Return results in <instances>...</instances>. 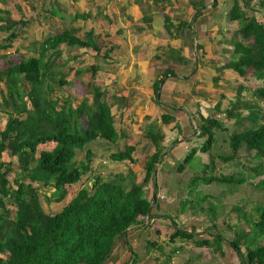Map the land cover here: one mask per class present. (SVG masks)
<instances>
[{
	"label": "rangeland",
	"instance_id": "obj_1",
	"mask_svg": "<svg viewBox=\"0 0 264 264\" xmlns=\"http://www.w3.org/2000/svg\"><path fill=\"white\" fill-rule=\"evenodd\" d=\"M110 1L111 0H0V43L3 46L10 44L6 48L0 50V73L8 67L19 64L22 60H29L33 57L37 58L39 56L40 46L49 37L68 30L84 39L85 35L92 31L93 39L101 49L100 54L92 49L82 48L80 50H72L65 44L60 46L59 50L62 51V55L59 58H54L56 63L51 70L52 74L49 75L52 77L48 80V83L52 86L51 99L57 101V109L59 111L62 108L70 106L72 108H77L85 100L89 101V104H92V86H99L98 88H100L103 95L102 101L107 102L111 107L116 131L119 134L122 133L124 136L116 144L103 139H97L95 142L89 144L83 151L77 152L76 162H83L85 160L86 151L89 149L92 150L94 157L92 158L91 169L82 176L79 183L67 187L68 195L63 202L56 203L49 201L47 198L51 197L54 190L52 188L43 187V184H34L38 189L41 206L47 214H56L73 200L82 189L86 188L90 190L91 193H94V185L98 179H100V183L113 181L116 175L128 174L130 168H132L136 174L135 182L141 183L145 175V164L156 152V146L153 141L146 137L147 132L152 131L155 134L158 133L163 136H161L162 139L159 142V145L163 147V154L161 157L162 162L160 161L161 164L159 163L156 167L157 174L153 177L152 183H148L144 187L146 196L152 199L155 192L154 179L158 176L160 177L161 186L163 187L162 194H164L163 192L166 189L168 190L170 186H172V189L174 186L179 187L176 191H169V195L164 194L165 199L163 201L161 199V201L163 204L167 205V207H164L163 211L158 198L159 211L157 215L167 214L171 218L170 220L158 218L151 222V220L142 218V221L138 225H142L143 221H149L150 223L145 229V232L141 230L142 227H136L134 229L135 231L141 230V232H144L142 239L138 236V232L134 233L136 240L133 242V253L137 255V261L138 259L140 262L146 260L150 251L154 250V257H156L157 261L162 260L165 264H172L173 260L177 263L184 262L190 264V262H192V257H198L197 259L200 260L210 259L212 264H222L223 262L226 264H239L240 259L230 244H225L222 248H218L215 244L212 248L207 249L196 247L194 241L183 240L181 238L171 241L170 238L174 234L175 229L178 228L188 233H194L195 240L197 241H202V239L206 238H210L211 241L217 234L224 233L227 238L226 240L230 243L235 233L240 228L246 229L244 225H236V216L233 215L230 209H225L224 213L221 214L222 212L219 210H222L223 206H219L217 203L215 204V202H218V199L211 198V196H215L211 193V188L205 190L204 188L208 186H193L191 184L192 177L194 176L218 177L222 174H228V176H231V174H235L234 176L238 175L236 171H238L239 168L233 169V167H228L227 165L222 167L220 166L223 165L222 161L216 160L213 167H207V164L210 162L211 157L216 159L220 154L229 152L230 134L238 132L236 129H233L229 121L223 116L225 111L219 110L218 112L215 107H213V104H215L214 102H224V100H227L222 99V95H225L223 97L228 99L232 98L230 102L233 103L238 99H240V105H243L245 102L237 96V89H235V91H228L225 89L229 87V83L222 80V76H219V72L215 73L214 71L213 73L216 74L215 79H220L222 84H220V82L218 83V81L213 82L212 70L208 68L206 62L204 63L203 60L199 59L200 67L209 75H203L201 77L202 85L199 87L197 85L192 87L193 93L189 92V94L197 95L200 98L202 101L200 106L203 107V114L206 118L211 117L221 120V122L226 124L229 130L228 133H221L214 130L212 150L206 153V155H199L202 153L201 149L207 140L206 137L202 138V140L199 139L201 127L200 118L195 114V117L192 118L189 125L190 129L192 128L195 130L198 135H196V133L186 136L182 134L175 136V134H172V130H169V126L173 122L172 119H168L169 121L165 123L163 120L165 115H163L161 110L162 105H156L158 97L153 93L155 87L153 84L154 78L150 75L152 73L151 70L145 71L140 69V67L133 70V68L130 67L129 71L124 73L117 71V73H114L113 77L107 75L108 73H113L109 71L113 69V67L109 66V60L112 59V56L109 55V57H104V53L113 49L116 63L123 65V63L128 62V59L132 58V53L136 55L135 47L131 46L135 40L134 36L136 37L143 29L140 26L141 24H139L140 19L136 22L132 20L130 13L127 14L123 12L126 10V6L128 9L130 8L129 3L134 4L133 0H127L125 4H119L113 1L112 4L117 6H113L109 3ZM159 1L163 3L166 2L167 4L170 3L168 0ZM236 1L240 3V7L244 14L253 16L259 22L264 23V0ZM72 2H74L75 5ZM234 2L235 0H216L213 6L212 3H209L210 5L207 13L209 16L208 19H210V22H213L215 18L218 17L221 20L222 32H224L223 29H226L225 26H223V22H231L230 10ZM118 6L119 9L117 10ZM150 8L151 7L146 6V4H144V8H142V13L145 15L143 21L144 25L148 24V19H151L150 13H152L151 11L153 8ZM78 15L81 16V18L77 19L76 16ZM84 15L86 16L85 18L82 17ZM155 19H157V23H160L161 26L166 24L159 10H154V20ZM7 20L10 23L16 22L18 24L14 26L11 31H8L10 28H7ZM233 24L234 25H231L232 28L237 29L238 26L241 25V21ZM208 25H210L208 29L209 36L213 31H210L212 29L211 24L208 23ZM194 26L195 25H193L192 31L195 30ZM11 34H15L16 37L9 41L7 38H9ZM222 36H224V34ZM230 36H232V33ZM234 37L236 39H234ZM234 37L232 36L233 41L241 40L237 34ZM208 42L213 43V40L210 39ZM221 42L222 39L220 43ZM246 44L247 46L253 45V40ZM216 45L218 46L212 44V46H214V52L218 53L221 46H219V44ZM128 50L129 54L127 55ZM202 52L204 51L198 50V57ZM52 53L53 50H50L47 56H51ZM225 60L227 64L228 61L233 62L235 60L234 55L229 54ZM194 63L197 62L195 61ZM217 65H219V63H217ZM93 66L97 69L95 75H93V70L91 69ZM106 68L108 71L105 70ZM114 68L118 70L120 67L116 66ZM246 75V80H249L250 76H252V70H248ZM61 80L66 82V85L61 86ZM251 81H253V83L250 88H248V83L245 85L248 90H251L245 91L246 96L242 98L245 100L254 99V102H256L255 104L261 108V112H264V101L259 97L255 98L252 93L255 88H263L264 84L262 81L254 80V78H252ZM235 82L237 83V81ZM233 84L235 85L234 82ZM6 88V82H0V103H2L1 93H7ZM226 94H228L229 97ZM225 104H227L226 101ZM177 105L183 106L174 103V106ZM2 106L0 112V134L5 129L11 114L15 115L11 110V104L8 107L5 105ZM228 107H230V105ZM25 116L22 118H25ZM81 122L86 126L87 119L83 117L81 118ZM217 132H219V136L222 138L219 141ZM180 136L183 139L194 137L193 139L198 141L196 148L198 154L190 161L188 168L184 172H180L174 167L170 168L165 160L166 157L170 155V151L178 144ZM127 146L135 147V152L133 154L135 158L134 164L128 162L119 164L110 159L112 154L118 151H124ZM54 147L55 145L53 143L39 145V152L42 150H52ZM191 148L192 147L188 148V153H190ZM184 160L185 158L183 160H177V166L179 167ZM0 163L5 164L3 170L8 168L11 169L8 178L11 186L15 189L16 180L20 179L22 176L18 159L11 156L9 151H6L0 159ZM245 166L248 165H242L241 168L245 169ZM244 175L246 177L254 176V172H246ZM180 178H183L184 181L181 182ZM225 185V188L229 187L228 184ZM215 186H217L216 183ZM207 195H209V197H206ZM246 202L248 201L243 200L241 202L240 200V203H243V205H245ZM207 204H210V206L207 207ZM234 204L235 203L232 201L227 202L225 207L230 208V206L233 207ZM248 205L251 207L249 202ZM253 209L251 219L257 221V213H260V211L264 209V199L260 204H257V206L253 205ZM14 212L15 210L13 208V215ZM236 212L240 217H243L246 215L247 209L241 206L240 209L237 208ZM172 219L174 220L173 222ZM252 228L253 225L249 227L250 232L253 231ZM250 232L248 235L241 238L243 241V252L247 251L246 246L250 247V249L260 246L264 247V237L255 238L261 235L257 233V230L256 232L253 231V233ZM238 233L241 234V231H238ZM148 236L151 240H149L147 245H144L147 241L145 239H147ZM162 243H165L166 246L162 245ZM116 252L120 254L118 250ZM6 256L7 255L0 257L6 258ZM125 257L127 259H132L129 250L128 253L125 254L124 258ZM124 258H122V260H124ZM112 259L113 263L108 261L106 264L117 263V259H114V256H112ZM118 264L123 263L120 262Z\"/></svg>",
	"mask_w": 264,
	"mask_h": 264
},
{
	"label": "trees",
	"instance_id": "obj_2",
	"mask_svg": "<svg viewBox=\"0 0 264 264\" xmlns=\"http://www.w3.org/2000/svg\"><path fill=\"white\" fill-rule=\"evenodd\" d=\"M80 17L76 16L77 19ZM230 19L241 21L237 32L241 40H232L235 60L230 62L227 69L233 70L241 77H245L248 70H252L251 77L264 84V23L244 14L236 0L230 10ZM17 24L7 21V28H10L8 31ZM15 37V34H11L7 39L10 41ZM251 40L253 45L247 46L246 43ZM64 44L69 49L87 48L101 53L100 47L93 39L92 31L83 39L66 30L47 38L40 46L37 58L22 60L0 73V82L5 81L7 86V93H1L0 112L2 105L8 107L11 104V110L15 114H11L0 134V159L9 151L11 156L18 159L22 171L14 189L8 178L11 169L3 170L5 164L0 163V256L7 255L6 258L0 257V264H106L116 240L126 237L127 232L138 225L142 218L171 219L167 214L157 215L158 184L154 188L155 196L152 199L147 198L144 188L148 183H152L163 154L159 145L163 136L152 131L147 132L146 137L153 141L156 152L145 164V175L141 183L135 182L136 174L130 168L128 174L116 175L113 181L100 183L98 179L94 185V193L86 188L82 189L60 212H44L38 189L34 184H43V187L54 190L51 197L47 198L49 201L63 202L68 195L67 187L79 183L82 176L91 169L94 157L92 150L86 151L83 162H76L77 152L83 151L97 139L116 144L124 137L116 131L111 107L102 101L103 95L99 86H92V104L85 100L77 108L70 106L60 111L57 109V101L51 99L52 86L48 80L52 77L49 75L52 74L51 70L56 63L54 58L61 57L62 51L59 48ZM9 45L3 46L0 43V50ZM50 50H53V53L47 56ZM109 55L108 51L104 53V57ZM91 69L95 75L97 69L94 66ZM160 83L162 81L159 85ZM60 85H66V82L61 80ZM159 85L155 86L156 94ZM243 91L249 90L239 87V98ZM253 95L264 101V87L255 88ZM242 100L245 102L243 105H240V99L231 102L230 109L225 114L226 119H231L238 116L235 113L239 110L243 109L249 113L246 119H236L238 132L230 134L232 155L227 160L232 161L238 154L243 155L246 151L254 152L258 160H264V122H260L264 112L253 104L254 99L249 102L243 98ZM216 106L220 110V106ZM23 116L25 118H22ZM83 117L87 119L86 126L81 122ZM168 119L164 116L163 120L167 123ZM201 122L199 137L207 138L201 152L208 153L213 148V131L217 129L221 133H228L229 130L226 124L217 118L201 116ZM49 143H53L55 147L39 152V145ZM197 151L190 150L184 162L177 168L178 171H185ZM134 152V146H127L124 151L112 154L110 159L116 163L134 164ZM254 175V178L261 177L264 171L257 168ZM245 181V178L234 176H194L191 184L243 185ZM259 185L264 187V181H260ZM257 214L255 228L261 235L255 238H260L264 236V209ZM194 235L176 228L170 239L194 241L198 248L211 246L208 240H195ZM246 235L248 234H237L236 240L230 243L240 259V264H264V247L250 249L246 246L247 251L243 252L241 238ZM220 239L216 237L214 241ZM132 258L133 264H137L135 253H132Z\"/></svg>",
	"mask_w": 264,
	"mask_h": 264
},
{
	"label": "crops",
	"instance_id": "obj_3",
	"mask_svg": "<svg viewBox=\"0 0 264 264\" xmlns=\"http://www.w3.org/2000/svg\"><path fill=\"white\" fill-rule=\"evenodd\" d=\"M95 1H100V0H95ZM113 1H116L119 4L120 3L125 4L127 0L124 1L123 3L118 2L117 0H111L109 3L112 4ZM168 1L170 2L169 4H167L166 2L165 3L160 2L159 0H135V1L133 0L134 4L129 3L130 6L129 9L126 6V10L123 12L127 14L130 13L132 20L136 22H138L140 19L139 24H141L140 26L143 28L141 30V33H138L136 37L134 36L135 40L133 45H131L135 47L136 55L130 52L132 53L131 56L132 58L128 59L129 60L128 62H125L123 63V65H121L120 63H116V60L114 58L115 53L113 49H111V51H109V54L110 56H112V59L109 60L110 61L109 66L113 67V69L109 71L113 73L112 74L108 73L107 75H111L113 77L114 73H117V71H120V73H124L129 71L130 67L133 68V70H135V68L138 69V67H140V69L145 71L151 70L152 73L150 75L154 78L153 81L154 87L156 85H159V82L162 81V83H160L158 87L159 89L157 91V94L155 93L154 89H153V93H155L156 97H158L157 103L155 102L156 105H162L161 110L163 115L167 116L169 119H172L173 121L169 126V130L171 129L172 130L171 133L175 134V136H178V134H182L186 136V135H191L192 133L193 134L196 133V131L193 130L192 128L190 129L189 126L192 118L195 117V114H197L196 116L200 118V122H201V116L205 117V115L203 114L204 112L203 107L200 106V104H202L200 98L197 95L189 94V92H192V87H194L195 85H197L198 87L202 85L201 77L203 75L204 76L209 75L204 72L202 67H200L199 59L203 60L204 63L206 62L208 68L212 70V77L214 79L216 75L215 73L219 72V76H222V80H224L226 83H229V87L225 88L228 91L230 90L235 91V89H237L238 92L239 87H243L245 89L246 83L250 85V86L248 85V88H250L252 86L251 84L253 83V81H251L252 79L251 76L247 81L246 80L247 75L245 77H241L233 70L227 69L228 68L227 66L230 64V62L228 61L227 64L225 58L229 56V54L234 55L232 36L233 37L236 36L240 28V25L238 26L237 29L235 28L236 29L235 30L232 28L231 25H234L233 23L238 21L231 20L230 23L223 22V26H225L226 29H223L224 32H222L221 30L222 25L220 24L221 20L218 17H216L213 22H210V19H208L209 16L207 14L208 7L210 5L209 3H212L213 6V4L216 3V0H168ZM72 3L75 5L74 2ZM144 4H146V6L148 7H151L150 9L153 8L151 11L152 13L149 12L151 14L150 15L151 19H148V24L145 25L143 23L145 15L144 13H142V8H144ZM105 5L107 6L106 3ZM113 6H117V5H113ZM118 9L119 6L117 7V10ZM154 10L160 11V15L162 16L163 20L166 21V24L164 26H161L160 23L158 24L157 19L154 20ZM85 17L86 16L84 15L83 18ZM208 23H210L212 27L210 31H213V33L209 34V36H208V29L210 25H208ZM193 25H195L194 31H192ZM231 33L232 36H230ZM223 34L224 36H222ZM210 39L213 40V43L208 42ZM221 39L222 42L220 43ZM212 44H214L215 46H218L216 44H219V46H221L218 53L214 52L215 50ZM80 49L82 48L72 49V50H80ZM199 49L204 52H202V54L198 57ZM128 54H129V50L127 55ZM195 61L197 63H194ZM217 63H219L220 66L217 65ZM116 66L120 68L117 70V68H114ZM105 70L108 71L107 68ZM214 71L215 73H213ZM215 80H218V83L220 82V84H222L220 79L217 78ZM232 80L235 83V85L233 84ZM235 81H237V83ZM226 95L229 97L228 94ZM223 96L225 95H222L221 98L227 100H224V102L223 101L214 102L215 104H213V107H215V109L219 112V109L216 106L218 104L220 106V111H225L223 113V116L225 117L226 111L230 109V107L228 106L231 104L230 101L232 100V98L228 99ZM244 96H246L245 91H243L241 95V99ZM225 101L227 104H225ZM247 101H252V99H248ZM174 103L183 106H178V105L174 106ZM253 104H255V102H253ZM235 114L238 115L235 118L226 119L225 117V119L229 121V124L232 125L233 129H236L237 117L238 119L240 118L246 119L249 115L248 111L246 110H239ZM260 122L261 123L264 122V116L261 117ZM219 132H217L218 141L222 139L219 136ZM196 135L198 134L196 133ZM193 138L194 137L183 139L181 136L179 137L178 144L175 145V147L170 151V155H168L165 159L168 163V166H170V168L173 167L175 169L178 168L177 160H183L186 157L189 147H192L191 149L197 148L198 141H195V139ZM199 139L202 140V138ZM231 150L232 149L230 147L228 153L220 154L219 156H217L216 159H213V157H211L210 162L208 161L209 163L207 164V167L210 166L213 167V164L214 162H216V160L222 161L223 165H220L222 167L227 165L228 167L229 166L233 167V169L239 168V170L236 171L238 175L234 176L235 174H231V176H234L236 178L242 177L245 178V180L247 181H245L243 185L231 184L230 186V184H228L229 187L227 188H225L226 186L225 184H217V186H215V184H211V185L199 184V185L208 186L204 188L205 190L211 188L212 189L211 193L215 195V196H211V198L218 199V202H215V204L217 203L219 204V206L220 205L223 206V209L219 210L220 212H222L221 214L224 213L225 209L226 210L230 209L233 215L236 216V225L239 226L244 225L246 228V229L240 228L238 231H241V233L243 232L245 234H249L250 232L249 227L252 225H253L252 230L256 231L255 225L258 220L256 221L255 219H251L252 218L251 214L254 210L253 205L257 206V204H260L264 199V187L259 185L260 181H264V175L258 178H254L255 175L246 177L244 174H246V172H255L257 168L263 172L264 160H260V159L258 160L255 157L254 152L249 153L246 151L245 154L243 155L238 154L237 158H235L232 161H228L227 158L232 155ZM242 150L244 151L245 149ZM199 155H206V153L202 152ZM242 165H248V166H245L246 168L242 169L241 168ZM218 177H230V175L228 176V174H222L219 175ZM156 179H154V188L156 184H158L157 198H159L160 201L159 204L161 205L163 211L164 207H167V205L163 204L162 202L165 199L164 194L169 195L168 193L169 191L172 190L176 191V189L179 186H174L173 189L172 186H170L168 187V190L166 189L163 192L164 194H162L163 187L161 186L160 177L158 176ZM180 181L183 182L184 179L180 178ZM154 196H155V192L153 194V197ZM206 197H209V195H207ZM240 200L241 202L243 200H247L249 204H251V207H249L248 202H246L245 205H243L244 202L240 203ZM231 201L235 203L234 206L233 207L230 206V208H226L225 205L227 204V202H231ZM215 204L213 203L214 206ZM209 206L210 204H207V207ZM241 206L247 209V213L243 217H240V215L236 212L237 208L240 209ZM155 219L158 218L151 219V222H153ZM149 225H150L149 221H144V224L137 225L131 228L127 232L126 237L118 238L115 242L113 252L108 261H110V263H113L112 256H114V259H117L116 264L120 262H122L123 264H133L134 262L133 258L127 259L126 257L124 258V256L126 253H128V250L131 253V255L134 252L133 242L136 240L135 238L136 236L134 235V233L138 232V236H140L142 239L145 229ZM136 227H142L141 230L144 232H141V230L135 231L134 229ZM238 231L235 233V235L239 234ZM253 231L251 232L253 233ZM235 235L234 238L231 240L232 242L236 240ZM216 237H220L221 238L220 241L219 240H216L218 242L214 241V238ZM226 239H227L226 235L224 233H221L214 236L211 241L210 238H206L202 240H208L209 242H211V246L207 248L210 249L213 247V245L215 246V244L218 246V248H222L225 246V244L229 245L230 243H232V242L228 243ZM145 240L147 241L146 243H144V245H147L149 243V240H151V238L148 236V238ZM162 245L166 246L165 243H162ZM117 250L120 254H117L116 252ZM154 255H155V251L151 250L150 254L148 255V258L146 260H142L141 262L138 259L139 262H137V264H165V262H162V260L157 261ZM122 258H124V260H122ZM197 258L198 257H192L191 258L192 262H190V264H212V261L210 259L200 260ZM172 264H186V263L184 262L177 263L175 260H173ZM222 264H226V263L223 262Z\"/></svg>",
	"mask_w": 264,
	"mask_h": 264
},
{
	"label": "built area",
	"instance_id": "obj_4",
	"mask_svg": "<svg viewBox=\"0 0 264 264\" xmlns=\"http://www.w3.org/2000/svg\"><path fill=\"white\" fill-rule=\"evenodd\" d=\"M118 2H124V1H126V0H117Z\"/></svg>",
	"mask_w": 264,
	"mask_h": 264
},
{
	"label": "water",
	"instance_id": "obj_5",
	"mask_svg": "<svg viewBox=\"0 0 264 264\" xmlns=\"http://www.w3.org/2000/svg\"><path fill=\"white\" fill-rule=\"evenodd\" d=\"M154 177H155V175H154Z\"/></svg>",
	"mask_w": 264,
	"mask_h": 264
}]
</instances>
